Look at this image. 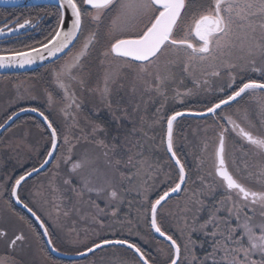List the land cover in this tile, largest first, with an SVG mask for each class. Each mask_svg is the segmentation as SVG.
Masks as SVG:
<instances>
[{"label":"snow or ice","instance_id":"6c2138e0","mask_svg":"<svg viewBox=\"0 0 264 264\" xmlns=\"http://www.w3.org/2000/svg\"><path fill=\"white\" fill-rule=\"evenodd\" d=\"M50 6L54 12L48 15H54L56 23L43 41L25 43V40L32 38L24 30L37 27L30 19L19 23L17 17L8 25L0 27V35L14 33L11 44L18 45L0 47V68H24L37 61H45L50 57L59 58L68 53V58L51 70L55 85L64 91L65 99L68 100L65 108L61 110L66 118L73 106L76 109L81 107L75 93H69L70 83L66 81H76L79 78V83L83 86L84 74L88 77L95 75L89 59L93 51L97 53L100 67L104 69L103 86L97 89L104 96L110 94L111 85L117 75L112 71V60L122 61L127 67L133 68L137 79L144 82L149 91L154 90L163 95L166 83L172 78L171 69L176 67L181 70V75L193 77L195 89H203L210 95L205 100L209 106L203 111H173L166 116V133L162 138V145L165 146L169 161L174 163L171 164L172 170L165 173L161 184L149 190L155 198L151 195L143 196V225L137 222L135 233L131 229L127 233L113 232L116 239L105 238L103 233L98 232L94 239L87 243L81 242L80 246L84 251L76 254L84 256L107 246L122 247L132 253V259H120L116 264H161L140 243L143 239V226L148 228L149 235L158 234L165 242H170V251L165 253L163 264H185L187 257L182 252L181 243H178V238H174V233L168 234L171 228L163 227L167 215L161 209L172 194L185 190L183 186L190 178L187 161H182L177 154L178 148L174 140V122L190 114L197 118H211L219 129L212 154L213 171L207 173L211 183L206 182L204 176L197 179L204 188L213 192L223 190L225 195L219 203L228 205L226 217L220 218L212 213L200 225L201 229L212 226L211 232L204 231L205 238L211 240V251L206 252L202 260L193 254L190 264H208L209 261L211 264H264V131L253 133L246 128L236 118L241 113L240 108L235 113L223 111L244 101V121L249 120L252 104L264 116V62L257 65L258 57L264 61V0H55ZM81 36L83 40L79 48L70 52ZM85 61L88 63L85 64ZM197 65H207L212 70L202 67L204 78L200 79L195 75ZM222 74L227 76L225 82L219 85L210 83ZM183 94L192 95L193 89H188ZM47 97L51 105L54 102L52 94L48 92ZM245 97L249 99L245 100ZM28 98L35 100L37 96L31 95ZM19 111L38 113L43 124L50 130L51 147L39 167H33L15 179L9 196L35 217L39 228L43 229L42 236L48 237L47 244L53 246L54 241L47 221L34 210V205L30 206V202L22 198L19 189L27 178L38 173L50 162L49 157L55 155L59 147V126L39 107L21 108ZM17 115V112L8 115L4 123H0V128ZM64 140L68 143L67 135ZM229 141L238 145L240 150L252 149V154L259 158L255 172L257 182L261 185L259 190L243 182L254 173L249 171L248 177L241 178L231 171L228 159ZM244 155L247 156L248 152H244ZM65 160L69 162L71 157H66ZM87 163V159L76 161L72 163L71 170L81 169ZM232 163L235 164V159ZM244 168L247 170L248 165L245 164ZM173 180L174 186L167 187L162 193L158 192L161 186L170 184ZM88 191H95L98 195L107 191L111 201L120 198L119 193L110 187L88 188ZM104 211L99 209L98 215ZM217 211L220 209L217 208ZM111 215L118 216V209H113ZM20 218L25 219L23 216ZM98 223L100 228L104 227L103 219H99ZM127 223L132 222L129 220ZM184 225L190 228L188 239L194 245L196 241L191 240V232L197 230L195 220L189 226L185 218ZM125 226L121 222V228ZM4 237L6 232L0 229V238ZM23 240V234L15 235L9 247H14ZM200 244L203 247L204 241H200ZM187 247L184 245L185 250ZM52 251L59 249L53 246ZM158 251L162 252L163 249ZM221 252L223 256L218 260L217 256ZM254 255L258 258H253ZM0 264L5 262L0 260Z\"/></svg>","mask_w":264,"mask_h":264},{"label":"flooded vegetation","instance_id":"af4514ba","mask_svg":"<svg viewBox=\"0 0 264 264\" xmlns=\"http://www.w3.org/2000/svg\"><path fill=\"white\" fill-rule=\"evenodd\" d=\"M18 8L24 9L19 10ZM8 9L13 10V12L0 15V27L8 25L17 17L19 18V23H22L25 19H30L33 24L37 25L35 28H26L24 30L32 38L31 40H25V43L28 44L42 41L56 23V17L48 15L52 11H49L47 5L9 7ZM51 9L53 8L50 6ZM12 26L15 27L14 24ZM45 26L47 30H45ZM13 35L14 33L0 35V47L18 46L11 44ZM82 40L83 36L70 49V52H75ZM67 58L68 53L34 70L22 73L0 74V123H4L8 115H11L12 112H19L21 108L39 107L59 126V147L51 163L44 171L26 179L22 188L19 189L22 198H25L26 202H30V188L27 183L34 184L37 180L45 177V171L52 172L53 183L57 185L60 180L69 181L65 184L73 189L75 199L85 206L90 202L91 204L96 203L95 206H98L110 200L108 192L102 193L100 196H93L82 191V189H85L84 186L89 177L97 179L99 175L104 177V184L107 183L110 175L112 182H114L112 188L119 193L120 197L116 202H124V193L126 197L131 195L137 196L138 192L136 191L140 188V129L142 116L147 113L152 117L154 121L152 123L155 124V133L153 134L155 145L152 155L155 158L162 157V167H164L163 171H160L158 170V166L154 164L152 188L158 182L161 183L165 177V173L170 171L171 164L173 163L169 161L165 146L162 145V138L166 133V116L170 115L173 111L188 109L190 105L199 106V111H203L206 106H209L206 105L205 100L209 99L210 95L206 94L203 89L194 88L192 76L181 75V70L173 67L171 71L176 70L174 73L179 77L178 81L182 83V89H178L180 93L178 97L181 100L177 101L176 105L178 106L172 109L170 103H173L174 98H176L174 94L176 93L173 94L171 91V94H169L165 88L163 89V95L158 94L154 90L149 91L147 90V86L137 79L135 70L131 71L120 66L116 72L115 82L111 85L110 94L104 96L97 90L103 86L102 74L104 69L100 67L97 53L93 51L89 59L92 61V69L95 75L88 77L84 74L83 78L85 82L83 86L79 83V78L76 81H66V83H70V87L68 88L69 93L74 92L77 103L81 104L79 109L73 106L66 118L61 110L65 108L68 100L65 99L64 91L55 85L51 70L62 64ZM262 62L264 61L258 57L257 65L259 66ZM87 63L88 61H85V64ZM202 67L207 68V65H197L195 71V75L200 79L204 78L201 73ZM207 70L211 71L212 69L207 68ZM226 80V74H222L220 78L213 79L210 83L219 85ZM188 89H193L192 95L183 94ZM48 92L53 96L54 102L51 105L48 103ZM31 95H36L37 98L35 100L28 98ZM20 96L25 98L19 99ZM248 99L249 97H245V100ZM165 106H168V109L163 111V108H166ZM245 107L244 101H240L239 104H233L230 108H225V113H235V110L240 108L241 113L237 114L236 118L240 119L246 128H249L253 133L264 131V127H262L264 116L260 115L256 109V105H250L252 113L248 121L242 119ZM158 109H160L159 112ZM193 119L205 120L209 118L181 117L179 120ZM177 124L176 121L174 125L176 146L178 151H182L185 154L184 160L192 167L194 157L189 152L187 153L188 147H190L188 143L190 124L185 122L182 127L181 125L177 126ZM249 125H255L257 129L250 128ZM185 127L187 128L185 129ZM179 128L180 131L178 132ZM49 135L50 130L43 124L42 119L35 113L28 111L19 114L6 128L0 131V229L5 232L7 229L1 221H9L15 228L18 227V221H21L22 225H28L27 218L30 215L23 208L16 205L14 199L9 196V192L11 184L15 182L18 176L33 167H37L43 161L51 146ZM65 135L68 137V143H65ZM184 139H187L185 145L182 142ZM229 142L231 145V156L228 159L231 171L241 178L248 177L249 171L254 173L251 177L244 179L243 182L247 186L259 190L261 185L257 182L255 175L257 162L253 157V150L250 148L240 150L238 145H233L231 141ZM244 152H248V155L245 156ZM69 156L71 160L66 162L65 158ZM85 159H87L88 163L83 168L76 171L71 170L72 163ZM233 159H235V164L232 163ZM181 160L183 161V158ZM194 160L197 163L193 162V168H195V164H198L197 170L199 172L206 173L209 170H213V164L205 168L197 158H194ZM245 164L248 165L247 170L244 168ZM64 172H67V177L64 176L65 174L63 175ZM194 174L195 177H193L197 179L196 171ZM32 178L34 179L30 181ZM5 187L7 191H5ZM219 191L223 196L225 195L223 190ZM168 200H171V198ZM98 207L101 208L100 206ZM34 210L38 213V210L35 208ZM21 216L25 217V219L22 220ZM18 234H23V232H17L14 236ZM14 236H11L8 243L0 238V255L4 254L5 247L8 245V250L12 251L11 254L18 257V249L25 246V239L22 242H18L14 247H9ZM22 259H24V256Z\"/></svg>","mask_w":264,"mask_h":264},{"label":"trees","instance_id":"16d2710c","mask_svg":"<svg viewBox=\"0 0 264 264\" xmlns=\"http://www.w3.org/2000/svg\"><path fill=\"white\" fill-rule=\"evenodd\" d=\"M49 7V11L54 12V9L50 10V5H47ZM19 10H22L24 8H18ZM10 12H13V10H10L8 8H0V15H6ZM54 28V27H53ZM45 30H47V27L45 26ZM44 38L42 39V41ZM143 112V110H142ZM151 119V121H150ZM152 122L153 119L149 114H145L142 116V122H141V133H140V151H139V157H140V181H139V190L137 196H129L126 197L124 193V202H116V201H110L107 200L106 202L109 203H102L98 206L103 207L105 210V214L102 215H96L94 218V222L92 224H88L84 219L80 220V216L78 214V207L80 204V213L83 214L84 212H92V208L96 205V203L91 202L87 204L86 206L77 201L75 199V195L73 192V189L65 184L64 180H60L59 184L52 183V187H47V189H44V198L42 199L46 204L53 205L52 210L53 213H51V220H46L42 215L38 212L41 217L47 221V226L49 227V231L51 233V238L54 241V246L59 247L57 245H60L61 247L68 248L70 247V243H68L67 239H64L62 236L60 229L58 230L53 229L55 227L54 225H58L59 223H62V228L65 230H69L70 233H72L75 237V239L83 238L76 236L75 233L79 232L80 235L84 236H96V234L103 233L105 234L108 229H112V231L115 232H124L127 233L129 229L134 233L137 231L135 225L137 222H140L141 225H143L142 221V203H143V196L144 195H151L152 198H155V195L149 191L152 188V173L154 170V164L158 166V170H160L163 166V158L162 157H154L152 155V151L155 145V141L153 139L155 124ZM188 127V126H187ZM185 127V129L187 128ZM180 131V128L177 130ZM184 132V131H183ZM182 132V133H183ZM179 153V154H178ZM178 155L183 158H185V154L182 151H178ZM188 168L190 169V178L188 182L184 186V191H181L179 195H177L174 198H171L172 200H178L177 204L174 206L173 210H171L170 214L167 215V219L164 221L163 227L165 229L171 228V231L168 234L174 233V238H178V243H181L182 245V252L184 256L187 257L185 260V264H190L192 255L194 254L196 257L199 258V260H202L206 254V252L211 251V240L206 239L204 236V231L211 232L212 226L209 225L206 229H201L200 225L204 224V222L208 219L209 215L212 213H215L220 218H224L228 215V205L226 204H220L219 202L224 198L222 193L220 191L213 192L211 189L204 188V185L197 179H195L193 176V172L191 170V165L187 163ZM48 171H45L44 174H47ZM65 174V175H64ZM41 175V174H38ZM37 175V176H38ZM63 175L67 177V172H64ZM36 176V177H37ZM198 176H204L205 181L211 183V179H209L205 175H198ZM34 177V178H36ZM150 177V178H149ZM178 177V176H177ZM34 178H32L30 181H32ZM195 181V183L193 182ZM45 183V181H44ZM175 183V180L172 181L170 184H166L161 186L158 189L159 193H162L165 189L167 190V187L173 186ZM50 183L46 184L49 185ZM45 185V186H46ZM181 197H184V201L180 200ZM84 199V198H82ZM93 199H95L93 197ZM31 203V202H30ZM79 203V204H78ZM32 206V203L31 205ZM91 207V208H89ZM118 209L119 215L113 217L111 215L112 212H109V210ZM57 208L59 209L57 211ZM217 208L220 209V211H217ZM77 210V216L75 211ZM65 213H69V216ZM63 214L64 217L59 218L58 215ZM66 217V218H65ZM187 219L188 225L191 226L193 224V221L195 220V227L196 231L191 232V240L196 241V243L193 245L189 243V231L190 228H186L184 225V220ZM99 219H103L104 227L100 228V225L98 223ZM131 220V224H128L127 222ZM27 222L29 225V228L33 231L37 245H38V252L45 264H116V262L120 259H132V253L127 252L125 248L122 247H111L108 246L106 248L99 249L97 254L90 255L88 257H84L82 259H76V260H68V259H60L56 258L53 255H51L43 241L41 232L39 230V227L34 222V220L28 216ZM52 223V225L50 224ZM121 222H123L126 226L124 228H121ZM233 223H235V220L233 219ZM59 227V225H58ZM223 227V226H222ZM90 229V233H88ZM87 230V232H86ZM143 232V233H142ZM149 232L147 227L141 228V235ZM86 238V237H85ZM105 238H114L113 236H107ZM149 238L152 241H157L158 243H164L167 245L164 241L157 239L154 235H149ZM139 240L140 238L137 237ZM200 241H204L203 247H201ZM72 243V239L70 240ZM141 245L147 249L150 250L152 255L157 258L158 261L163 264L161 260H159V256L157 253L152 249V246L150 242L144 237V241L140 240ZM89 244L88 246H90ZM184 245H187V249L185 250ZM30 251V250H29ZM223 256V252H221L217 259H221ZM31 257L33 255L29 256V260H31ZM253 258H258L254 255ZM23 261V260H22ZM25 263V262H22ZM38 264H40L38 262ZM42 264V263H41ZM208 264H211V261L208 262Z\"/></svg>","mask_w":264,"mask_h":264},{"label":"rangeland","instance_id":"374dc122","mask_svg":"<svg viewBox=\"0 0 264 264\" xmlns=\"http://www.w3.org/2000/svg\"><path fill=\"white\" fill-rule=\"evenodd\" d=\"M111 65H112V71H114L115 73L118 71L120 66H122V67H124L126 69H129L131 71H134L133 68H129L126 65H124V63L122 61L112 60L111 61ZM174 71H176V70L171 71L172 78L165 85V89L168 91L169 94H171V91H172L173 94L176 93V94H174L176 96V98H174L173 103H170V106H171L172 109L178 106V105H176L177 104L176 102L181 100V98L178 97L179 95H177V93H178V89H182V86H181L182 83L180 81H178L179 77L174 73ZM142 83L145 86H147L144 82H142ZM167 107L163 108V111L167 110L168 109ZM185 110L186 111H189V110H191V111H199V106L190 105V108L185 109ZM223 111L225 112L226 110L224 109ZM179 119L177 120V123H178L177 126L181 125V127H182V125L186 122L187 124H190V128H191V130L189 128L190 134L188 135V138H189L188 139V143H189L190 147H188L189 149H188L187 153L189 152L192 155V157H194L195 159L197 158L198 161L205 168H208L210 165L213 164L212 154H213L214 147H215V142H216V133L215 132L217 131L218 128L213 124V121H212L211 118L205 119V120H202V119H197V120L196 119H193V120H179ZM249 127L253 128V129H257L255 125L254 126L249 125ZM186 131H188V130H186ZM186 141H187V139L186 140L185 139L182 140L184 145L186 144ZM179 144H180V140H179ZM206 144H207V149L205 150V145ZM230 156H231V145H230V142H229V145H228V158ZM253 157H254L255 161L258 163L259 158L255 157L254 155H253ZM194 158H193V162H196L194 160ZM193 162H192L191 170L193 172L194 177H195V174H194L195 171H196V177H199L198 175H200V174L207 176L208 172L213 171V170H209L206 173H201V172H199L197 170L198 164H195V168H193L194 167ZM171 170L172 169L170 168V171ZM164 179H165V177H164ZM164 179H162V181ZM44 181H45V183H44ZM86 182L87 183L84 186L85 189H82V191H85L86 194H88V195L92 194L93 196H100L101 194L98 195L97 192H95V191H91L90 192V191H88V188H101V187H104V188H109L110 187V188H112L113 184H114V182H112V180H111L110 175H109V177L107 179V183L106 184H104V177H102L101 175H99V177L97 179H93V178L89 177L86 180ZM48 183H50V184L46 185ZM52 183H53V174H52V172H50V173L48 172L45 175V177H43L40 180H37L36 182H34L35 185L33 183L32 184L27 183L29 185V188H30L29 189V201L32 203V205H34V208L36 210H38V212L46 220H51V213H53V210H52L53 205L46 204L40 198H44L45 194H44L43 190L47 189V187H50V189H51ZM160 184L161 183L158 182L157 185H160ZM152 186H153V184H152ZM163 190H165V189H163ZM105 192H107V191H105ZM105 192H103V194ZM180 200L184 201V197H181ZM177 202H178V200H172V199L171 200H167V203L164 204V207L161 209V211L163 213H165V214H167V213L170 214L171 210H173V208L177 204ZM104 203H109V202H104ZM89 208H91V207H89ZM99 209H103V207L99 208L97 206H94L92 208L93 214H91L90 212H84L83 214H81L80 213V209L78 207V214L80 216V220L85 218V220H86V222L88 224H92L94 222V219H95L94 217L96 215L98 216ZM109 212H112V210H109ZM75 213H76V211H75ZM65 214L69 216V213H65ZM104 214H105V211H104V213H99V216L100 215L103 216ZM58 216H59V218L64 217L63 214L58 215ZM1 223H4L5 227L7 229L6 230V237L2 238L1 240L7 241V243H8L10 238H11V236H14L15 233L22 231L23 235L25 237L24 238L25 239L24 240L25 246H23L22 248L19 247L18 253H17L18 257H15V256H13L11 254L12 251L10 249L8 250V245H7L5 247L6 250L4 251V254L0 255V260L4 261L5 264H38V262L40 264L41 263L45 264L43 262L41 256H40L39 252H38V249H39L38 245H37L38 243L36 241V238H35V235H34L33 231L29 228V225H26V224L22 225L21 224L22 222L18 221V227L15 228L9 223V221L8 222H2L1 221ZM50 224L52 225L51 222H50ZM58 225H59V227H58ZM58 225H54L55 227H53V225H52L53 229L58 230V228H59L62 236L64 237V239H67L68 243H70V247H68V248H64V247H61L60 245H57V246H59L57 248L59 250H61L62 252L74 253V252L82 251V250H84V248L80 246L81 242L87 243L89 240H92L95 237V236H93V237L90 236L89 237V236L80 235L79 232L78 233L76 232L75 233L76 236L83 237V238L75 239L74 235L72 233H70L69 230H65V229L62 228V226H63L62 223L58 222ZM86 232H87V230H86ZM113 232L114 231H112V229L111 230L108 229V231H106V233L104 235H105V237L113 236L112 235ZM88 233H90V229H89ZM113 237L117 238L116 236H113ZM142 237H143V239H142L143 241H144V237H145L150 242V244L152 246V249L159 256V258H160L159 260H161L163 262L164 259H165V253H168L170 251L169 246L165 245L164 243L161 244V243H158L157 241H152L149 238L148 232L143 234ZM71 239H72V243L70 242ZM159 249H163V251L162 252L158 251ZM95 252H97V251H95ZM95 252H93L92 255L97 254ZM30 255H33V257H31V260H29V256ZM23 256H24V259H22ZM12 258H13V260H12ZM22 262H25V263H22ZM87 264H89V263H87Z\"/></svg>","mask_w":264,"mask_h":264},{"label":"water","instance_id":"95a60500","mask_svg":"<svg viewBox=\"0 0 264 264\" xmlns=\"http://www.w3.org/2000/svg\"><path fill=\"white\" fill-rule=\"evenodd\" d=\"M53 3H55V0H0V7L1 8H9V7H23V6H31V5H41V4H43V5H51V4H53ZM66 54V53H65ZM64 54V55H65ZM63 56V55H62ZM62 56H59V58L60 57H62ZM59 58H57V57H50V58H48L47 60H45V61H37L35 64H33V65H28V66H25L24 68H19V67H16V68H0V74H6V73H22V72H26V71H30V70H34V69H36V68H39V67H41V66H44V65H46V64H48V63H50V62H53V61H55V60H57V59H59ZM180 112H188V111H186V110H179ZM28 112H30V111H28ZM18 113V115L19 114H21L22 112H17ZM36 115H38V113H35ZM17 115V116H18ZM17 116H15V117H17ZM39 116V115H38ZM15 117H13V119L15 118ZM40 117V116H39ZM183 117H195V116H193V115H190V114H186L185 116H183ZM41 118V117H40ZM181 118V117H180ZM12 119V120H13ZM42 119V118H41ZM179 119V118H178ZM11 120V121H12ZM11 121H8V123L3 127V128H0V131H2L4 128H6L7 127V125L11 122ZM174 125H175V122H174ZM51 147V146H50ZM52 158L53 157H49V163L42 169V170H40L39 172H41V171H44L47 167H48V165L51 163V161H52ZM174 163V162H173ZM37 167H39V165L37 166ZM38 172V173H39ZM36 174V173H35ZM35 174H33V175H35ZM23 175V174H22ZM32 175V176H33ZM31 176V177H32ZM28 179V178H27ZM178 179V178H177ZM173 186H174V184H173ZM172 187V186H171ZM180 194V192L179 193H176V194H172L171 195V197H173V196H177V195H179ZM14 199V198H13ZM14 202L16 203V201H15V199H14ZM16 205H18V206H20L21 208H23V205H21V204H17L16 203ZM27 213H28V211H27V209H25V208H23ZM30 216H31V214L30 213H28ZM31 218L35 221V223L37 224V226L39 227V224H38V222L35 220V217H33V216H31ZM39 230H40V232H41V235H42V232H43V229H40L39 228ZM154 236L156 237V238H158V239H160V240H163V238H160L159 237V235L158 234H154ZM42 238H43V241H44V243H45V245H46V247H47V249H48V251H49V253L51 254V255H53L54 257H56V258H60V259H68V260H76V259H82V258H84V257H87V256H89L90 254H86V255H84V256H79V255H77L76 253L77 252H74V253H66V252H62L61 250H59V251H52V247L54 246H49L48 244H47V240H48V237H43L42 236ZM110 239H116V238H110ZM164 241V240H163ZM165 242V241H164ZM166 244H168L169 245V243L170 242H165ZM56 247V246H55ZM89 247H91V245L89 246ZM57 248V247H56ZM105 248V247H104ZM102 249V248H101ZM84 250H82V251H79V252H83ZM96 251H98V250H96ZM95 252V251H94ZM92 254V253H91Z\"/></svg>","mask_w":264,"mask_h":264}]
</instances>
